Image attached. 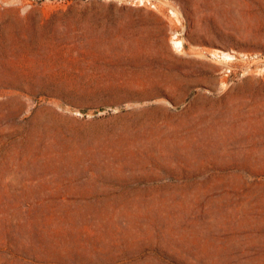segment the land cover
<instances>
[{
    "label": "rangeland",
    "instance_id": "1",
    "mask_svg": "<svg viewBox=\"0 0 264 264\" xmlns=\"http://www.w3.org/2000/svg\"><path fill=\"white\" fill-rule=\"evenodd\" d=\"M0 264H264V0H0Z\"/></svg>",
    "mask_w": 264,
    "mask_h": 264
}]
</instances>
